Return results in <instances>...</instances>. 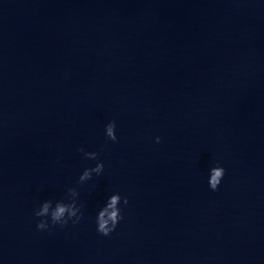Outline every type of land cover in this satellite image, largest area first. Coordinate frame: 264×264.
I'll return each instance as SVG.
<instances>
[{
  "label": "water",
  "instance_id": "95a60500",
  "mask_svg": "<svg viewBox=\"0 0 264 264\" xmlns=\"http://www.w3.org/2000/svg\"><path fill=\"white\" fill-rule=\"evenodd\" d=\"M0 264H264V0H0Z\"/></svg>",
  "mask_w": 264,
  "mask_h": 264
},
{
  "label": "clouds",
  "instance_id": "9594fccd",
  "mask_svg": "<svg viewBox=\"0 0 264 264\" xmlns=\"http://www.w3.org/2000/svg\"><path fill=\"white\" fill-rule=\"evenodd\" d=\"M106 135L112 141H116L118 139L116 134V121L112 120L106 125ZM156 142L159 143L161 137L157 136ZM83 151V149H80ZM85 156L91 159H97L98 153L97 152H85ZM104 169V163L101 161L99 162L94 168H90L86 170L83 176L80 177V180L83 181L85 179H89L91 176V172L95 171L97 174H100ZM226 169L223 166H213L210 169V181L209 185L213 190L218 189L222 178L224 177ZM124 203L128 204V198L124 197ZM121 200V195H113L110 197V200L107 204V207L104 208L103 211L99 212L97 217L98 223V231L104 235H109L118 225L119 221L123 218L121 209L117 208V204ZM79 209L76 208L74 204H66L62 200L57 201L55 203V207H53L52 200H46L43 202L42 206L35 212V215L38 217H48L51 216L52 224L55 225L57 223L66 225L70 219L76 217V221L78 222L79 219L82 217L83 213L77 216V212ZM38 229H45L48 228V221L47 219L40 220L38 225Z\"/></svg>",
  "mask_w": 264,
  "mask_h": 264
}]
</instances>
